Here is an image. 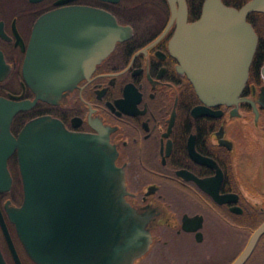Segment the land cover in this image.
<instances>
[{"label":"flooded vegetation","instance_id":"flooded-vegetation-1","mask_svg":"<svg viewBox=\"0 0 264 264\" xmlns=\"http://www.w3.org/2000/svg\"><path fill=\"white\" fill-rule=\"evenodd\" d=\"M204 1L184 0L189 23ZM85 8L113 15L126 28L123 37L54 102L38 99L17 111L10 134L44 115L71 132L107 134L124 170L126 200L152 213L151 241L132 264H232L264 222V18L248 21L261 58L252 59L236 104H208L171 52L177 21L169 0H0V52L9 65L0 79V137L9 102L35 98L23 74L35 25L55 12V37L71 38L76 52L90 38ZM48 26L40 25V38ZM8 148L3 141L0 252L6 264H37L8 215L24 199L17 150L6 154ZM243 264H264V233Z\"/></svg>","mask_w":264,"mask_h":264},{"label":"water","instance_id":"water-1","mask_svg":"<svg viewBox=\"0 0 264 264\" xmlns=\"http://www.w3.org/2000/svg\"><path fill=\"white\" fill-rule=\"evenodd\" d=\"M169 1L171 20L177 21L170 47L181 70L203 102L236 104L257 46L247 16L264 12V0H248L239 8L222 0H205L192 23L187 21L184 0ZM177 1L179 9L174 6ZM84 13L90 38L76 52L71 38L55 37V12L43 16L33 29L23 74L35 98L9 102L0 137V146L9 143L6 154L17 150L24 187L21 206L8 209V215L37 264H132L151 241L152 213L138 211L126 200L124 170L116 164L117 151L107 134L71 132L47 115L26 122L17 137L9 132L17 111L38 99L54 102L78 79L91 74L95 63L123 37L126 28L109 12L85 8ZM40 25H49L41 38ZM8 69L0 52V79ZM263 233L264 222L232 264H243ZM0 264H6L1 252Z\"/></svg>","mask_w":264,"mask_h":264},{"label":"trees","instance_id":"trees-1","mask_svg":"<svg viewBox=\"0 0 264 264\" xmlns=\"http://www.w3.org/2000/svg\"><path fill=\"white\" fill-rule=\"evenodd\" d=\"M246 0H242V1H239L237 2V0H225V4L228 5V6H233V7H236V8H239L241 7L242 4L245 3ZM257 15V16H256ZM259 17V18H264V12H251L249 13V15L247 16V20H251L252 17ZM261 58V51H260V48H258V50L256 51L254 57H253V64L256 63L257 60H259Z\"/></svg>","mask_w":264,"mask_h":264},{"label":"rangeland","instance_id":"rangeland-1","mask_svg":"<svg viewBox=\"0 0 264 264\" xmlns=\"http://www.w3.org/2000/svg\"><path fill=\"white\" fill-rule=\"evenodd\" d=\"M183 241H190L188 239L182 238ZM176 241H181V238H177Z\"/></svg>","mask_w":264,"mask_h":264}]
</instances>
